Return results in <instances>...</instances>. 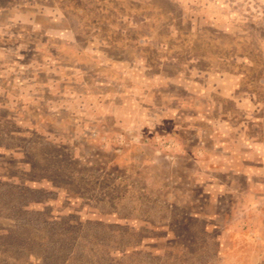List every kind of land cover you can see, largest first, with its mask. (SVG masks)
Wrapping results in <instances>:
<instances>
[{
  "label": "rangeland",
  "instance_id": "obj_1",
  "mask_svg": "<svg viewBox=\"0 0 264 264\" xmlns=\"http://www.w3.org/2000/svg\"><path fill=\"white\" fill-rule=\"evenodd\" d=\"M262 188L264 0H0V264H264Z\"/></svg>",
  "mask_w": 264,
  "mask_h": 264
},
{
  "label": "crops",
  "instance_id": "obj_2",
  "mask_svg": "<svg viewBox=\"0 0 264 264\" xmlns=\"http://www.w3.org/2000/svg\"><path fill=\"white\" fill-rule=\"evenodd\" d=\"M213 131L215 132L216 130ZM214 132H212V134L209 135L211 138L214 135ZM242 143L247 144L246 140H243ZM212 144H213L212 147H214V149L216 150L222 149L223 146L225 145V143H220V145H216L213 141ZM225 147L226 146H224V148ZM227 151H229V149ZM158 153L160 154L162 153V151H158ZM234 159L235 162L230 161ZM234 159H228V157H223V158L220 157L218 159L210 158L206 162L207 164L206 172H205V175H207L206 180L207 183H209V191H212L209 197V208L212 207L209 212V221L215 218L216 216H218L220 213L221 214L223 213V210L219 208L220 207L219 195H230L231 191H239V187H237L236 185L237 180L232 179L230 177L231 174L233 175V177L236 174H241L244 177V183H246V181L248 183V185L246 184L247 187L245 191H257L261 184L259 181H254L253 173L255 172L256 167L252 165L247 166V164L244 163V160L247 159L245 156L243 157L237 156ZM219 172L225 174L226 176L225 180H220V178H218L217 173ZM196 182H198V179L196 180ZM252 183H254V189ZM262 190H264V188H262ZM215 191L217 192L215 193ZM252 194H253L252 192L249 193L250 200H252L251 199ZM235 208L238 207L234 204H230L225 214L226 213L232 214ZM241 210L243 214L240 217L239 223H236L238 235L247 236L249 238L252 237L255 239V242L260 244V246H264V234L261 233L262 231H264V223L257 222L255 218V214H260L264 216V200L261 201L254 200L253 202L248 201L245 207L242 208ZM230 230L231 231L233 230L230 229V226L223 227V231L230 232Z\"/></svg>",
  "mask_w": 264,
  "mask_h": 264
},
{
  "label": "trees",
  "instance_id": "obj_3",
  "mask_svg": "<svg viewBox=\"0 0 264 264\" xmlns=\"http://www.w3.org/2000/svg\"><path fill=\"white\" fill-rule=\"evenodd\" d=\"M44 155L48 156L47 154L44 153ZM43 158H46V157H43ZM40 160V159H39ZM38 160V163L34 165V168L33 169V172H30V173H24V178H27V179H33V178H36V179H47L49 181H51L52 183H55V184H63V180L66 179V175L63 173H50V169H48L49 167L47 166L48 163L43 161H39ZM46 170V173H45V170ZM38 171H40V173H37ZM61 174V175H60ZM79 181V178L77 179ZM60 186V185H58ZM69 230H67L65 233H68ZM142 253V252H141ZM113 261V259L111 260ZM116 261V260H115ZM115 264V262H114Z\"/></svg>",
  "mask_w": 264,
  "mask_h": 264
}]
</instances>
